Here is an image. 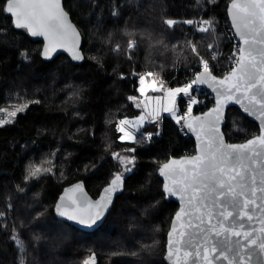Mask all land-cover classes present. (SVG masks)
Segmentation results:
<instances>
[{
  "label": "trees",
  "instance_id": "16d2710c",
  "mask_svg": "<svg viewBox=\"0 0 264 264\" xmlns=\"http://www.w3.org/2000/svg\"><path fill=\"white\" fill-rule=\"evenodd\" d=\"M229 2L65 0L83 35L85 60L80 64L66 55L45 61L43 43L15 29L12 18L0 11V108L30 105L14 123L0 127V264H85L93 253L100 264H166L167 233L178 204L165 200L158 169L173 157L193 154L194 140L182 137L171 117H164L159 127H144L155 136L151 145L121 143L116 126L118 119L140 112L128 100L139 93L133 73L152 71L156 75L150 78L163 85L188 80L199 58L188 45L193 26L183 21L202 14L224 17ZM169 18L178 21L173 29L164 23ZM129 39L136 42L131 58ZM214 42L221 52L212 71L221 76L218 67L226 64L227 40L210 30L193 41L203 57ZM117 44L119 52L114 51ZM18 78L21 82H15ZM224 131L229 142H243L258 134L259 126L232 107ZM130 147L136 148L135 168L124 177V191L98 230L88 233L57 217L55 206L64 187L83 180L98 197L120 168L111 153ZM45 158L51 159L52 165L44 167L52 172L26 181L28 165ZM45 221L56 226L51 230L63 231L64 244L56 256L41 245L51 237L40 227ZM121 223L128 240L117 236L115 227ZM108 227L112 231L104 234ZM12 235L22 240V253Z\"/></svg>",
  "mask_w": 264,
  "mask_h": 264
},
{
  "label": "snow or ice",
  "instance_id": "6c2138e0",
  "mask_svg": "<svg viewBox=\"0 0 264 264\" xmlns=\"http://www.w3.org/2000/svg\"><path fill=\"white\" fill-rule=\"evenodd\" d=\"M3 4L0 11L12 18L15 29H23L31 37H43L45 58H51L58 48H63L74 60L83 59L78 50L79 35L68 21L61 0H3ZM228 11L240 41L230 57L233 67L229 72L223 78L213 75L208 61L189 40L188 45L199 58L202 70L193 73V78L183 86L168 89L163 88L162 82L148 79L156 75L152 71L133 73L138 76L137 90L144 99L138 101L137 97L129 96L128 100L137 108L143 104L147 116L120 119L116 126L121 143L143 144L152 140L153 133H141V128L146 123L158 124L161 113H168L176 124L196 134L197 155L172 159L159 167L160 176L165 178L162 189L165 198L175 197L180 201L168 233L165 258L170 264H264V0H231ZM164 23L173 29L178 21L169 18ZM183 23L189 27L195 25L198 33H208L212 28L209 19H185ZM135 43L133 39L127 41L129 58ZM208 47L211 50L213 46ZM114 51H121L119 44ZM216 57L217 53L213 52L212 59ZM203 84L215 93V106L203 116H193L194 105L200 103L193 95V88ZM149 92L164 95L150 96ZM181 95L187 98L186 111L178 115L177 101ZM153 102L155 106L149 110ZM230 103L240 105L244 113L260 121L259 134L245 143H225L221 134L224 112ZM29 106L25 102L11 109L0 108V113L6 114L0 117V127L14 123L17 115ZM159 134L157 130L155 135ZM135 153V147L112 152L111 158L117 161L121 171L114 174L100 199L92 202L68 195L82 191V185L77 184L60 198L57 214L79 225H95L112 203L113 194L122 188L124 174L134 170ZM45 164L52 165L51 159L30 163L25 180L51 173L52 167H44ZM11 240L22 253L24 245L20 237L12 235ZM94 261L95 255L85 264Z\"/></svg>",
  "mask_w": 264,
  "mask_h": 264
},
{
  "label": "water",
  "instance_id": "95a60500",
  "mask_svg": "<svg viewBox=\"0 0 264 264\" xmlns=\"http://www.w3.org/2000/svg\"><path fill=\"white\" fill-rule=\"evenodd\" d=\"M64 2H65V0H61V7H62L63 10L65 11V13H67L68 21L73 25V27L76 29V31H77V33H78V35H79V46H78V50H79L80 55L83 57V59H81V60H74V59L72 58V54H71L69 51L64 50L63 48H58V49H57V50L51 55V58H45L43 55H42V58H43L45 61H53V60H54L56 57H58L59 55H66V56H67V57H68L73 63H75V64H80V63H82V62L85 60V54H84V51H83V49H82V46H83V35H82L80 29L78 28V26L74 23V21H73L71 15H70V13L66 10V8H65V6H64ZM230 5H231V1L229 2L228 6H227L226 13H227V15H228V17H229V19H230L231 25H232V19H231V16L229 15V11H228ZM232 27H233V26H232ZM233 30H234V32H235V34H236V31H235L234 28H233ZM27 34H28V33H27ZM28 35H29V34H28ZM29 37H30L31 39H33L34 41H40V42L43 43V46H42V52H43V48H44V45H45V41L43 40V37H31L30 35H29ZM237 37H238V36H237ZM238 39H239V37H238ZM212 74L215 75L217 78H223V76H218V75L215 74L214 72H212ZM225 75H226V74H225ZM202 86H203L206 90H208V91L214 96V99H215V93L212 91V88L209 87L207 84H203ZM214 106H215V104H214L213 106H211L208 110H206V111L203 112V113H197V114H196V113L193 112L192 115H193V116H203L204 113H206V112H208L209 110H211ZM232 107H236V108L240 109V110L242 111V113H243L246 117H248V118H249L250 120H252L253 122L257 123L258 126H259V130H260V121L257 120L255 117L250 116V115H248L247 113H244V112H243V109H242L241 106L238 105V104L230 103V104L227 105V107H226V109H225V112H224V118H223V121H222V123H221V134L223 135V138H224L225 143H228V144H242V143H245L247 140L253 138L254 136L258 135L259 133L256 134V135H254L253 137L247 139L246 141H243V142H229L228 139H227V137H226V134H225L224 128H225L226 123H227V114H228V111H229V109L232 108ZM187 131H188V133H189V135H190V138L193 139V140H194V143H195V151H194V153L191 154V155H185V156H181V157H173V158L169 159L168 161H170V160H172V159H177V160H179V159H183V158H186V157H191V156L197 155V145H198V141L196 140V134L193 133V132H191V131H189L188 129H187ZM168 161H166V162H164V163H167ZM158 176H159L160 179L162 180V189H163V184H164V182H165V178L162 177V176H160V174H159V169H158ZM123 179H124V178H123ZM77 184L82 185V191L75 192V193L69 192L68 195H75L76 197H78V198L81 199V200H85V199H86V200H88V201H92V202H95V201L99 200V199H100V196L104 194V193H103V189H104L105 187L108 186V185H107V186H105V187L102 189V191H101V193H100V195H99L98 197H94V196H92L91 193L88 191V189H87V187H86V185H85V182H84L83 180H79V181H77V182H74V183H72V184L67 185L66 187H64L62 193L60 194V196H59V198H58V200H57L56 205H57L58 203H61L60 198H61L62 196L65 195L66 191L69 190V189H73V188L75 187V185H77ZM123 191H124V182H123L122 188H121L120 190H118L116 193L113 194L112 203H111V204L109 205V207L104 211V215H103V216L97 221V223H96L95 225H93V226H91V227H87V226H84V225H79V224H77L75 221H69V220H67V219L64 218V217H60V216L57 214V212H56V206H55V213H56V215H57V217H58L59 219L65 221V222H68V223H70L71 225H73V226H75V227H77V228H79V229H81V230H83V231H85V232H95L96 230H98V229L104 224V222L106 221V219H107L109 213L111 212V210H112V208H113V206H114V204H115V200H116L117 196L120 195ZM164 197H165V196H164ZM165 200H166L167 202L174 201V202H176V203L178 204V209H177V211L175 212V214H176V213L179 211V209H180V201H179L178 199H176L175 197L165 198ZM64 203H67V200H65ZM175 214H174L173 217H172V220H171V223H170V227H169L168 233H169V231L171 230V227H172V221H173V218H174ZM168 233H167V239H166V252H165V256H164V260H165L166 264H170V261L167 260V259L165 258L166 255H167ZM93 255H95V261H94V264H100V262H99V258L97 257V254L93 253L90 257H92ZM88 259H89V258H88ZM88 259H87V260H88Z\"/></svg>",
  "mask_w": 264,
  "mask_h": 264
},
{
  "label": "built area",
  "instance_id": "2783aa9c",
  "mask_svg": "<svg viewBox=\"0 0 264 264\" xmlns=\"http://www.w3.org/2000/svg\"><path fill=\"white\" fill-rule=\"evenodd\" d=\"M202 18L211 20V22H212L211 30L214 33H216L217 37L222 38V39H226L228 42V46H230L229 51L226 55L225 66L218 67V71L222 74L221 76H223V75L227 74L229 72V70L233 67V63H232V60L230 59V57H231L233 51H235V49L240 45V41H239L237 35L235 34V32L233 30V27L231 25V22H230L227 14L224 17H215V16L207 17L206 15L202 14L196 19V21H200ZM197 34H198V32L196 31V28L194 25L193 33H192V41L194 40V38ZM212 46L213 47L211 50L208 47V52H209L208 57H203L205 60L208 61L211 70L213 67V61L219 59V57H220L219 53L221 52L220 47L217 43H215ZM213 52L217 53L216 59H212ZM201 70H202V66L200 65V63H198L197 69L193 70L191 72L188 80H186L185 82H183L181 84H178L175 81H168L166 84L163 85V88L168 89V88H176V87L183 86L185 83H187L190 79L193 78V73L199 72ZM162 94L164 95L163 92H162ZM193 95H195L196 98L200 101V103L194 105V107H193L194 113H203L215 104L214 96L208 90H206L202 85H200L198 88L194 86ZM186 100H187V98L183 97L182 95H181V97L178 98V101L181 103V110H180L181 112H179L178 115H182L186 111ZM177 127H178L179 134L182 137L190 138V135H189L186 128H182L178 124H177ZM147 133H149V132H145L144 134H147ZM154 140H155V136L153 134L152 140L150 142H146V144L151 145L154 142Z\"/></svg>",
  "mask_w": 264,
  "mask_h": 264
},
{
  "label": "rangeland",
  "instance_id": "374dc122",
  "mask_svg": "<svg viewBox=\"0 0 264 264\" xmlns=\"http://www.w3.org/2000/svg\"><path fill=\"white\" fill-rule=\"evenodd\" d=\"M200 16V15H199ZM198 16V17H199ZM196 21V20H195ZM193 27H194V25H193ZM190 40L192 41V37H190ZM194 41V40H193ZM192 41V42H193ZM212 45H214L215 44V42L214 43H211ZM189 48H190V46H189ZM207 50H208V48H207ZM208 54H209V52H208ZM149 80H151L152 78H148ZM15 82H21V78H18V79H16L15 80ZM148 95H150V96H161V97H163V94H162V92H159V93H152V92H149L148 93ZM135 97H137L138 98V101L139 100H143L144 98L143 97H141L140 96V94L138 93V95H135ZM162 103H166V101H163L162 100ZM134 105H135V103H134ZM15 105H9V106H7V107H3V108H9V109H11L12 107H14ZM136 106V105H135ZM155 106V102H153V104L152 105H150V108H149V110H151V108L152 107H154ZM143 104L140 106V108H138L139 110H140V112H139V114L137 115V116H132V117H126L127 119H129V120H135L138 116H140V115H146L147 116V114L146 113H144L143 112ZM180 110H181V103L179 102V101H177V109H176V111H177V114H179V112H180ZM6 114L5 113H0V117H3V116H5ZM164 117H171L168 113H161V118H160V121H159V123L158 124H154V125H156V126H160L161 125V123H162V121H163V118ZM121 119V118H120ZM147 119H151V117H147ZM146 125H148V123H146L145 124V126ZM144 126V127H145ZM144 127L143 128H141V133H144ZM139 135V134H138ZM122 154H127V155H130V154H128V153H122ZM119 171H121V168H119V170H118V172ZM132 173V172H131ZM130 173H125L124 174V177H126L127 175H129ZM152 210V207H149L148 208V211L150 212ZM28 213H27V216H26V219H27V217H29L28 215H29V212L30 211H27ZM142 218H144V216H142ZM105 223V222H104ZM111 225L113 226V224L111 223ZM110 225V226H111ZM141 226V224H138L136 227H139V228H141L140 227ZM40 227H41V229L44 231V232H48V233H50V240L48 241V242H45V244H42L41 243V245H43L44 247H45V245H46V247H45V249L48 251V252H50V253H52L54 256H56L57 255V253H59L61 250L58 248V246L59 245H63L64 244V240H63V237L61 236V233L63 232V231H61V230H51V228L52 227H56V226H54L53 225V223H51V222H49V221H45V222H43L41 225H40ZM111 228L112 227H108L105 231H104V234H108L109 233V231L111 230ZM116 228V233L118 234L117 236L118 237H120L121 239H124V238H126V240H128V238L127 237H125L124 235L126 234L125 233V231H124V228H123V225H122V223L118 226V227H115ZM79 229V228H78ZM81 230V229H80ZM83 231V230H82ZM112 231V230H111ZM88 233H93V232H88ZM103 234V233H102ZM47 264H52L51 262H47ZM58 264H63V263H58Z\"/></svg>",
  "mask_w": 264,
  "mask_h": 264
}]
</instances>
